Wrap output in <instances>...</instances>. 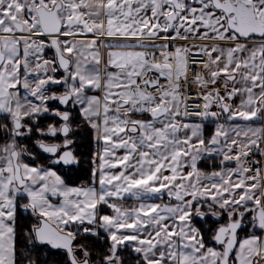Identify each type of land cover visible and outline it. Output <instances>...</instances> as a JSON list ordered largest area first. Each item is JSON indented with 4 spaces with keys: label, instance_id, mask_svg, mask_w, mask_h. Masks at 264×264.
Instances as JSON below:
<instances>
[{
    "label": "snow or ice",
    "instance_id": "6c2138e0",
    "mask_svg": "<svg viewBox=\"0 0 264 264\" xmlns=\"http://www.w3.org/2000/svg\"><path fill=\"white\" fill-rule=\"evenodd\" d=\"M0 264H264V0H0Z\"/></svg>",
    "mask_w": 264,
    "mask_h": 264
}]
</instances>
